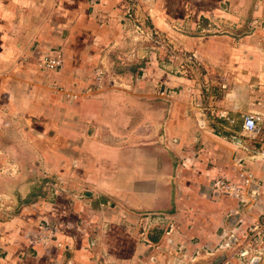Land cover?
Returning a JSON list of instances; mask_svg holds the SVG:
<instances>
[{"label":"crops","instance_id":"crops-1","mask_svg":"<svg viewBox=\"0 0 264 264\" xmlns=\"http://www.w3.org/2000/svg\"><path fill=\"white\" fill-rule=\"evenodd\" d=\"M135 1L0 0V195L35 194L39 175L62 182L55 203H29L9 224L0 264H199L209 253L198 248L257 218L243 173L264 201V170L241 163L258 156L244 116L264 117V0ZM137 21L162 37L134 41ZM55 48L63 68L43 69ZM220 176L244 185L248 203L216 197ZM87 189L100 195L99 225L104 215L113 226L93 239L71 196ZM133 194L139 208L173 213L171 254L162 231L134 237ZM41 219L60 225L56 239L17 235ZM121 222L130 235L114 230Z\"/></svg>","mask_w":264,"mask_h":264},{"label":"rangeland","instance_id":"rangeland-1","mask_svg":"<svg viewBox=\"0 0 264 264\" xmlns=\"http://www.w3.org/2000/svg\"><path fill=\"white\" fill-rule=\"evenodd\" d=\"M135 3H138L137 0L135 1ZM134 36V35H133ZM133 36H129L130 41L128 42L129 44H131V38ZM135 36H137L135 34ZM161 34H157L156 37L151 38L149 40H144V41H150L152 43H156L157 40H159V38H161ZM134 41L140 43L141 40L140 38H135L133 37ZM168 47V46H166ZM190 61L191 58H189ZM133 63H137V62H133ZM192 63V62H191ZM134 65V64H133ZM43 69H45L43 66H41ZM144 68H146L145 66H143ZM58 71V70H57ZM104 82V81H103ZM123 87V86H122ZM89 92H91V90H88ZM51 134L54 135L55 132L51 131ZM49 137V136H45V139ZM242 137L248 141V143H250L251 145V150H252V154H257L258 156L255 157L254 159H251L249 162L246 161L242 162L241 164H243L245 166V170L247 171H254L255 170H264V126L261 129V132L257 135L256 138H253L251 136H248L247 134L242 135ZM47 141V140H46ZM49 142V141H48ZM23 150V149H22ZM24 151V150H23ZM55 152H59V145H54L51 151L52 153ZM23 154L25 156H32V151L31 152H23ZM28 164V163H26ZM39 165L40 163H37V167L39 169ZM42 166L45 167V163L43 162ZM177 164H176V168H177ZM43 169V168H41ZM18 170V169H17ZM39 175V174H38ZM26 177V176H24ZM221 177V176H220ZM226 177V176H225ZM23 179V178H22ZM26 181L30 180L29 178H25ZM31 184H32V180ZM36 193L35 194H23V193H18L15 195H0V223H4L3 224V229L0 230V249L1 246L4 242V236L5 233H9L11 231V227L8 229V227L10 225H12V222L15 221V223L17 221L21 222L23 221V216L21 215L24 208L26 206H29L30 204H34V202H38V201H47V202H51V203H55L58 196H60L61 190H62V182L60 180V178L58 176H38L36 179ZM215 194V193H214ZM229 195V194H227ZM74 200H72V202L76 203V207L80 209V217H79V224L80 225H85L88 227L89 230V235L90 238L93 239L94 235L100 233V234H105L107 235L108 233H110L112 231L113 226L111 225V222L108 221L107 219H105V216L103 215L102 218V223L101 225H99L100 220L98 218L99 217V213L103 212V211H98V209L96 208V203H98L99 199H100V195L99 194H95L94 192H92V190L87 189V190H82L79 193L73 194L71 195ZM216 197H219L218 195L215 194ZM132 197V205L133 208H131L130 212L132 213L133 217L138 218V220H136V223H132V229H133V235L134 237H140L142 239V241L145 238L149 239V236H151V238L155 239L156 237L160 236L161 231L163 233V236H166V244L159 246L160 249H163L164 251H162L163 253H168L171 254V249L167 246V245H171L170 243L168 244V242H170L171 239V235L172 234V229L173 228V219H172V214L169 211H160V210H154L151 208L148 209H142L139 208V204H141V197L140 194H133L131 195ZM104 198V197H103ZM112 200L110 199L106 204V208L110 209L112 206L110 205V202ZM117 204L118 203H122L123 205H125V197L124 195L119 196L118 195V199L116 200ZM30 203V204H29ZM29 204V205H27ZM25 205V206H22ZM21 206V207H19ZM85 209H84V208ZM171 210V209H170ZM22 216V217H21ZM108 217V216H107ZM106 217V218H107ZM121 218L125 219L126 217L124 216H120ZM48 221V220H47ZM51 222V221H49ZM14 223V224H15ZM10 224V225H9ZM112 224H114V222H112ZM19 226V230L17 235H24L25 234V239H27L30 243H32L31 241H35V240H39L41 237V231H40V227H47V222L45 219H41L39 222H37V225L34 226L35 230H33L32 228L29 229L28 231L25 232L26 228L24 226V224H17ZM56 228H58V233L60 232V225L58 223H55ZM89 225V226H88ZM50 226V225H49ZM51 227V226H50ZM118 228L120 229V231L118 232L119 234L121 232H123L125 235H130V232L126 231L125 229H128L125 225H123V223H119L117 224V226H114V230ZM98 236V235H97ZM57 237V236H56ZM56 237H54V239H56ZM244 244L242 245L241 249L243 250H247L248 253L246 254L245 257V261L247 263H250L252 257L255 255V251L258 249V246H255L253 241L250 240H243ZM6 243V242H5ZM148 247L150 245V249H155L158 246H153L151 245V243H147ZM211 246V245H208ZM219 247V245H218ZM212 248V247H211ZM83 249V247H82ZM88 249L90 250V252H93L95 249L93 248V246L91 245V247H88ZM199 252H206L209 253V256L207 258H204L203 261H201V263L199 264H203L204 261H206L204 264H206L208 261H212V260H220L222 259L223 256H226V254H229V251H223L220 248L215 249L214 251H209L207 245L198 248ZM262 249H264V244H262ZM185 250H183L182 248L179 249L178 254L180 255V257L184 258V252ZM198 254H196L195 256H197ZM103 256H105V254H103ZM187 261L189 260L188 263L186 264H195V262L193 263L191 260L194 261V259L190 258H185Z\"/></svg>","mask_w":264,"mask_h":264},{"label":"built area","instance_id":"built-area-1","mask_svg":"<svg viewBox=\"0 0 264 264\" xmlns=\"http://www.w3.org/2000/svg\"><path fill=\"white\" fill-rule=\"evenodd\" d=\"M135 34L140 39L149 40L156 37L157 32L147 28L144 22L137 21L135 22ZM40 64L47 70H59L64 65L60 55L46 57ZM97 75L98 85L101 87V84L104 81L103 72L100 71ZM263 121L264 117L260 113L246 114L244 116L243 123L245 133L248 136L256 138L261 132ZM243 176L246 185H252L250 187L251 192L249 196L256 199L255 206L259 207L257 218L250 224H245V222L239 218L234 223L233 228L221 231L219 242L213 246H207L208 250L214 251L215 249L220 248L223 251H229V254H226V256H223L220 260L214 259L212 261H208L206 264H264V249H262V244H264V201L260 200L259 186L252 184L251 175L243 173ZM214 193L218 196L222 194H232L234 197L239 199L240 203H248L246 198L249 196L247 195L245 186H238L236 182L225 176L218 177L214 180ZM46 222L47 227H40V233L42 235L40 236L41 238L37 240L44 244L54 239L58 233V228H56L55 224L47 220ZM243 240L253 241L254 245L258 246V249L255 251V255L252 257L250 263L245 261L248 251L241 249L244 244Z\"/></svg>","mask_w":264,"mask_h":264},{"label":"bare ground","instance_id":"bare-ground-1","mask_svg":"<svg viewBox=\"0 0 264 264\" xmlns=\"http://www.w3.org/2000/svg\"><path fill=\"white\" fill-rule=\"evenodd\" d=\"M56 55H60L62 60H63V63H64V53H63V50L62 49H59V48H55V49H52L51 51H49L48 53H46L40 60H39V63H41L46 57H49V56H56ZM41 65V64H40ZM64 66V65H63ZM63 68V67H62ZM47 70V69H46Z\"/></svg>","mask_w":264,"mask_h":264}]
</instances>
